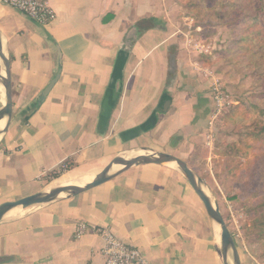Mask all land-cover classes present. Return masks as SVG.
<instances>
[{"label":"crops","instance_id":"1","mask_svg":"<svg viewBox=\"0 0 264 264\" xmlns=\"http://www.w3.org/2000/svg\"><path fill=\"white\" fill-rule=\"evenodd\" d=\"M49 3L55 18L44 26L0 0L14 101L12 122L0 143V204L40 191L60 172L96 173L133 147L170 152L191 166L190 142L209 112V99L182 65L180 48L177 74L169 75L173 34L158 22L167 3ZM128 41L122 79L108 98ZM60 54L59 80L25 120L23 112L52 80ZM166 94L172 103L162 113L157 109ZM16 214L0 223V264H106L103 241L94 230L99 226H110L151 264H223L203 202L171 166L137 165L77 196ZM81 221L91 228L76 236Z\"/></svg>","mask_w":264,"mask_h":264},{"label":"rangeland","instance_id":"2","mask_svg":"<svg viewBox=\"0 0 264 264\" xmlns=\"http://www.w3.org/2000/svg\"><path fill=\"white\" fill-rule=\"evenodd\" d=\"M163 1L167 5L162 7L158 22L167 27L168 35L173 34L171 40L180 48L182 65L197 78L209 99V112L190 142L194 146L189 150L191 167L214 192L243 264H264V238L250 228L252 221L247 216L249 208L258 201V194L263 193L264 170L259 168L248 185L240 180L238 169L245 162L242 142L250 138L256 127L264 125V77L228 54L233 41L231 26L227 14L219 15L226 0ZM216 85L228 96L224 105L214 100ZM240 102L251 110L248 117L233 116V107ZM237 143L239 148L235 147ZM88 174L93 172L64 171L52 181L59 184L70 176L80 178Z\"/></svg>","mask_w":264,"mask_h":264},{"label":"water","instance_id":"3","mask_svg":"<svg viewBox=\"0 0 264 264\" xmlns=\"http://www.w3.org/2000/svg\"><path fill=\"white\" fill-rule=\"evenodd\" d=\"M136 31L137 29H135V33ZM131 36L135 37V34ZM126 47V50L121 53L116 63L115 72L107 93L108 98L114 96L115 84L118 79H122V71L128 58L131 41L126 43ZM61 69L62 56L60 54L59 67L52 80L47 84V86H45L32 105L23 112V118L25 120L29 119V117L34 114L40 105L45 101L46 97L59 80ZM168 69L170 76L177 74L176 46L172 47L169 54ZM113 99L114 101L110 104V106L106 107V118L110 115L112 105L116 102V98ZM171 103L172 97L166 94L162 98L157 111L162 113L167 112ZM13 114L14 101L11 76V58L6 38L0 30V125L3 122V125L0 126V143L7 134L9 126L12 122ZM155 122L156 117L154 116L150 124L153 125ZM141 164H159L171 166L177 169L188 180L205 206L214 229L216 240L220 247L223 264H242L235 238L223 216L219 202L206 180L180 156L166 151H159L150 147H133L121 151L116 154L100 171L91 175L88 174L89 176L87 177H70L68 182H71L72 180L77 182V184H66V182L56 184L52 181L34 194L3 202L0 204V223L14 216L19 210L50 204L77 196L80 193L110 181L126 170Z\"/></svg>","mask_w":264,"mask_h":264},{"label":"trees","instance_id":"4","mask_svg":"<svg viewBox=\"0 0 264 264\" xmlns=\"http://www.w3.org/2000/svg\"><path fill=\"white\" fill-rule=\"evenodd\" d=\"M221 14H227L228 25L231 26L233 35L228 54L237 57L240 63L263 78L264 0H226L221 6L219 15ZM233 108L234 117L244 118L252 113L241 102ZM249 136L250 138L243 141L240 146L245 153V162L238 168L241 172L240 180L245 183L256 176L259 168L264 170V125L256 127ZM235 147L239 148V143ZM57 176L53 175L54 178ZM262 191L263 193L257 196L258 201L249 208L247 216L248 221H252L250 228L264 238V183Z\"/></svg>","mask_w":264,"mask_h":264},{"label":"built area","instance_id":"5","mask_svg":"<svg viewBox=\"0 0 264 264\" xmlns=\"http://www.w3.org/2000/svg\"><path fill=\"white\" fill-rule=\"evenodd\" d=\"M3 2L20 10L44 26L55 18V11L49 0H3ZM213 89L216 103L224 105L228 96L224 95L218 85ZM90 228L91 226L87 222L81 221L76 226L75 234L82 236ZM94 230L103 241L102 253L106 264H151L138 247L131 246L120 239L110 226L94 227Z\"/></svg>","mask_w":264,"mask_h":264},{"label":"bare ground","instance_id":"6","mask_svg":"<svg viewBox=\"0 0 264 264\" xmlns=\"http://www.w3.org/2000/svg\"><path fill=\"white\" fill-rule=\"evenodd\" d=\"M2 125H3V122L1 123L0 126H2ZM85 173H86V172H85ZM84 175H85V174H84ZM79 176H80V175H79ZM70 177H71V176H70ZM81 177H82V176H81ZM81 177H80V178H81ZM71 179H72V178H71ZM73 180H74V179H73ZM88 180H89V178H88ZM88 180H87V181H88ZM64 182H66V184H77V182L72 181V180H71V182H68V179H67V181H64ZM15 214H16V213H15ZM16 215H17V214H16Z\"/></svg>","mask_w":264,"mask_h":264}]
</instances>
